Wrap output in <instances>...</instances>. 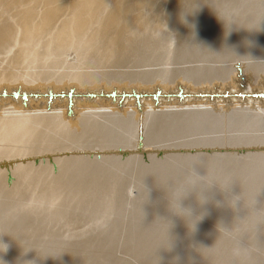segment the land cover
Returning a JSON list of instances; mask_svg holds the SVG:
<instances>
[{
  "label": "bare ground",
  "instance_id": "1",
  "mask_svg": "<svg viewBox=\"0 0 264 264\" xmlns=\"http://www.w3.org/2000/svg\"><path fill=\"white\" fill-rule=\"evenodd\" d=\"M221 2L0 0L5 264H234L221 223L264 246V105L222 107L264 97V19Z\"/></svg>",
  "mask_w": 264,
  "mask_h": 264
},
{
  "label": "clouds",
  "instance_id": "2",
  "mask_svg": "<svg viewBox=\"0 0 264 264\" xmlns=\"http://www.w3.org/2000/svg\"><path fill=\"white\" fill-rule=\"evenodd\" d=\"M256 7L264 8V0H260L259 5H252L247 2V0H224V2L217 3L215 5L216 12L218 16L224 21H237L241 18H248L253 22H259L261 19H264V15H258L255 11ZM194 13H181L180 22L188 24L187 17ZM189 27L194 29V25H189ZM207 197L202 198V203H205ZM228 205L232 208L230 199L227 200ZM233 209V208H232ZM234 210V209H233ZM235 211V210H234ZM202 215L193 216L191 213L188 219H185L189 231L192 232L195 230V227ZM195 223H192V221ZM219 236L223 234L230 241L229 254L231 255L234 264H256V260L259 256L264 255V246L251 242L245 235L233 236L234 226H224L222 223L218 227ZM219 238V237H218ZM215 246V245H214ZM213 246V247H214ZM9 245L0 239V264H5V261L2 259L4 253L7 252ZM212 247V248H213ZM211 249L206 247H196V251L199 255L205 259V250ZM31 264V262H29ZM189 264H192L190 261Z\"/></svg>",
  "mask_w": 264,
  "mask_h": 264
},
{
  "label": "rangeland",
  "instance_id": "3",
  "mask_svg": "<svg viewBox=\"0 0 264 264\" xmlns=\"http://www.w3.org/2000/svg\"><path fill=\"white\" fill-rule=\"evenodd\" d=\"M245 98H241L239 95V92L233 93L228 99L225 100V102H223V106L222 107H233V108H238V107H254L255 105H257V102L260 101L262 103L258 104H262L264 105V97L263 98H255L256 93L257 92H245L244 89H242ZM186 103L188 102H172L171 104H169L170 106H175V109H179V110H184V109H188V110H195V109H203V108H215V106H203V107H199L197 108L195 105L198 104H194L193 106H187ZM260 105V106H262Z\"/></svg>",
  "mask_w": 264,
  "mask_h": 264
},
{
  "label": "water",
  "instance_id": "4",
  "mask_svg": "<svg viewBox=\"0 0 264 264\" xmlns=\"http://www.w3.org/2000/svg\"><path fill=\"white\" fill-rule=\"evenodd\" d=\"M71 93H72V91L70 92V95H71ZM13 95H14L15 97H17V96H18V92H15ZM23 98L26 99V95H25V94L23 95Z\"/></svg>",
  "mask_w": 264,
  "mask_h": 264
}]
</instances>
